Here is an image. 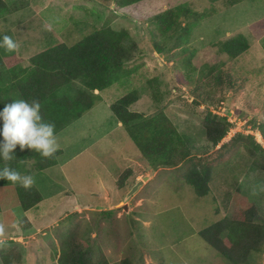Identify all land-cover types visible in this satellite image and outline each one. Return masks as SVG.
<instances>
[{
  "label": "rangeland",
  "instance_id": "1",
  "mask_svg": "<svg viewBox=\"0 0 264 264\" xmlns=\"http://www.w3.org/2000/svg\"><path fill=\"white\" fill-rule=\"evenodd\" d=\"M5 1L10 5L17 0ZM25 2L24 10L0 20V35L11 36L19 45L13 52L1 49L2 57L16 56L28 67L30 58L51 43L71 46L104 27L127 30L136 44L134 60L126 65L135 69L132 80L96 95L112 102L133 90L144 94L141 100L148 96L152 104L144 102L137 109L141 102H136L131 111L165 114L190 146L191 156L175 167L149 164L125 129L116 127L110 111L98 108L93 116L72 124L81 146L99 138L86 152L74 157L79 145L75 135L65 137L61 145L69 151L60 164L31 174L32 187L43 198L35 208H14L10 194H1L0 257L16 250L20 259L14 255L12 264H57L65 243L74 239L94 264H228L199 232L237 217L243 211L240 204L234 206L239 197L255 207V221L264 225V172L255 169L264 156L249 139L252 136L264 149L262 136L250 123L264 121V24L258 26L264 19V0H247L228 9L212 0H146L128 9L118 6L120 0ZM187 3L198 13L220 11L187 24L169 40L158 39L164 50L156 55L146 18ZM239 36L246 40L245 53L232 59L221 52L222 43ZM213 65L212 79L208 72L199 74ZM226 74L232 77L231 85L224 81ZM77 88L74 83L55 95L73 96ZM210 113L232 124L217 148L207 142L203 128ZM238 134L243 139L209 166L208 196L198 197L186 179L195 171L194 159L206 157ZM27 166L33 170L31 162ZM127 170L130 180L117 193L114 179ZM249 264H264V248L251 255Z\"/></svg>",
  "mask_w": 264,
  "mask_h": 264
},
{
  "label": "trees",
  "instance_id": "2",
  "mask_svg": "<svg viewBox=\"0 0 264 264\" xmlns=\"http://www.w3.org/2000/svg\"><path fill=\"white\" fill-rule=\"evenodd\" d=\"M143 1L146 0H120L118 6L128 9ZM212 1L219 2L222 7L228 9L247 0ZM189 5L188 3L183 4L146 18L156 53L160 54L164 50L158 39L168 38L169 40L187 24L205 20L220 11L213 9L209 13H198L193 11ZM25 7V0L12 1L10 5L5 0H0V20L7 21L8 14L24 10ZM258 23L261 27L264 19ZM43 43L45 45V39ZM135 48L136 44L127 30L117 31L104 27L95 30L71 46L65 43H51L30 58L28 67H22L20 59L16 56L2 57L0 54V102H9L19 98L29 101L39 100L45 120L55 124V131L58 134L95 107L99 102L97 93L129 79L135 69H129L126 65L134 60ZM247 49L246 40L239 36L222 43L220 50L230 58L236 59ZM136 53L140 55L142 52L137 50ZM215 68L216 66L213 65L211 68L200 69L199 74L208 72L212 79ZM221 77L219 71L217 79L220 80ZM231 80L232 77L229 74L224 76V81L229 85H231ZM74 83L78 85L75 95L62 97L55 95L60 88ZM138 99V92L133 90L112 102L109 109L121 123L145 161L155 167H175L191 156L190 146L165 114L159 112L146 116L130 110V106ZM250 123L264 140V121ZM231 126L232 124L227 123L226 119L208 114L203 121L207 142L217 148L230 131ZM238 139L242 140V135L238 134L206 157L194 159L195 171L190 172L186 179L198 197H205L209 194L206 184L209 166L221 160L224 150L236 143ZM249 139L253 141V147L260 155L264 156V149L254 142L252 136ZM61 155L62 151L58 150L53 157L45 158L35 151L20 152L17 149L13 160L7 162L0 160V167L7 164L22 175H31L34 171H43L57 165ZM28 162L32 163V171L27 166ZM255 164L256 170L264 172V163L257 161ZM198 167H201V170H196ZM125 172L117 180L119 189H123L128 181L130 172L128 170ZM1 189H8V191L0 192V201L2 200L1 194L7 192L10 194V201L24 211L35 208L43 200L34 187L24 189L10 181L0 180ZM236 204H240L238 207L243 210L238 211L237 217L235 215L211 225L200 231L199 237L228 264H249L251 255L261 252L264 248V225L255 221L258 213L244 197H239L234 206ZM14 255L20 259V254L16 250L3 253L0 259L3 264H12ZM57 264L94 263L81 243L70 239L65 243ZM97 264L108 263L104 261ZM123 264H128V262Z\"/></svg>",
  "mask_w": 264,
  "mask_h": 264
},
{
  "label": "clouds",
  "instance_id": "3",
  "mask_svg": "<svg viewBox=\"0 0 264 264\" xmlns=\"http://www.w3.org/2000/svg\"><path fill=\"white\" fill-rule=\"evenodd\" d=\"M18 47L11 36L0 35V49L13 52ZM55 127L54 123L45 120L42 104L37 99L0 102V160H13L17 149L20 152L35 151L45 158L53 157L60 148ZM0 180L18 184L24 189L31 188L35 182L32 175H22L7 164L0 167Z\"/></svg>",
  "mask_w": 264,
  "mask_h": 264
},
{
  "label": "crops",
  "instance_id": "4",
  "mask_svg": "<svg viewBox=\"0 0 264 264\" xmlns=\"http://www.w3.org/2000/svg\"><path fill=\"white\" fill-rule=\"evenodd\" d=\"M243 3V2H242ZM242 3H240V4H238L237 6H239V5H241ZM236 6V7H237ZM155 54L157 55V53L155 52ZM137 75V74H136ZM132 76V74L130 75V77ZM129 77V79L127 80V82H131L130 80H132L131 78ZM126 82V83H127ZM144 94H142L141 93V95H139V99H138V101L137 102H141L139 105H138V107H137V109L138 108H140V107H142V103H144V102H146V103H150V104H152V101H151V99L147 96L146 98L148 99V100H146V98L144 97L142 100H141V96H143ZM99 98H100V102H98V103H96V105H95V107H93V109L92 110H90L89 112H87L86 114H84L79 120H77V121H75L74 123H72L73 125H75V123H80V122H82L83 121V119H85L86 117H88V116H93L94 114H95V112H96V110L98 109V108H100V107H105L106 109H108L109 111H110V109H109V106H110V104L112 103V101H109V99L108 98H105V97H100V96H98ZM136 103V102H135ZM150 104L148 105V107H150ZM132 106V105H131ZM131 106H130V110H131ZM138 111H140L139 113H142V114H144L145 112L144 111H142V110H138ZM110 113H111V115H112V117L114 118V119H116L115 117H114V115L112 114V112L110 111ZM116 121H117V119H116ZM69 125L67 128H65L63 131H61L60 133H58V134H56L57 135V140H58V143H59V145H60V148L58 149V150H61L62 151V155H61V157L58 159V163L60 164V162L62 161V159L65 157V156H67V153H68V151H69V148L68 147H65V146H63V145H61V144H63L64 143V141H63V139L65 138V137H69V136H73V135H75L74 136V139H76L77 141L76 142H78L77 144H79V142H80V140H81V136H77V134H76V129H77V126H74L73 127V125ZM77 125V124H76ZM73 127V128H72ZM116 127L117 128H123L122 127V125H121V123H119L118 121L116 122ZM99 138H97V140H98ZM96 140V141H97ZM95 141V142H96ZM94 142V143H95ZM94 143H92V144H88V145H83V146H81L80 144L78 145V147L75 149V151H73L72 152V155L74 156V157H76L77 155L79 156V154L81 155V153H82V151H83V153L84 152H86L88 149L87 148H89L90 146H92ZM63 157V158H62ZM122 173H120L119 175H118V177H117V179H114V182H115V188H116V190H117V193L118 192H120L122 189H119L118 187H117V180H118V178L120 177V175H121ZM130 180V179H129ZM128 180V181H129ZM126 187V186H125ZM17 206H15L14 208H16ZM24 211V210H23ZM24 212H27V211H24ZM13 214V213H12ZM13 216H14V214H13ZM15 220V219H14ZM14 220L12 221V222H14ZM31 227L29 226L28 227V229H30ZM16 234H18L19 235V233H18V231H17V233Z\"/></svg>",
  "mask_w": 264,
  "mask_h": 264
},
{
  "label": "water",
  "instance_id": "5",
  "mask_svg": "<svg viewBox=\"0 0 264 264\" xmlns=\"http://www.w3.org/2000/svg\"><path fill=\"white\" fill-rule=\"evenodd\" d=\"M143 180H146V178H144ZM143 180H142V182H144ZM142 182L137 183V184L132 188V190L130 191V193H129L128 196H130L131 194H133V193L139 188V186L142 184Z\"/></svg>",
  "mask_w": 264,
  "mask_h": 264
}]
</instances>
